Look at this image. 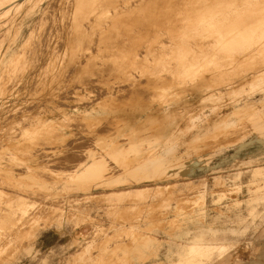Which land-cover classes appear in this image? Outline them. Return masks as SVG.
<instances>
[{
  "label": "rangeland",
  "instance_id": "1",
  "mask_svg": "<svg viewBox=\"0 0 264 264\" xmlns=\"http://www.w3.org/2000/svg\"><path fill=\"white\" fill-rule=\"evenodd\" d=\"M0 1L2 50L14 37L16 23L12 20L17 10L9 8L8 3H4L6 0ZM31 1L23 0L20 8L22 12ZM66 1L68 0H62L65 7ZM72 1L69 0V3ZM41 2L44 4V11L36 19L34 35H29L32 41L19 47L17 56L8 64L0 62V149L19 138L20 135L17 134L22 127L35 121L45 107L58 104L68 107L72 114L63 119L62 123L74 129L76 134L63 140H56V137L45 134L39 135L32 139L36 145L20 152L23 157L38 156L44 165L34 167L37 175L44 179H54L55 173H51V169L63 170L70 176L81 167L84 160L89 159V151L96 143V136L86 131V123L73 111L82 106L83 99L93 95V86L97 84V88H101L100 80L104 81L107 77L99 72L98 65L95 71H82L85 52L100 48V22H86L85 18L78 22L63 21L61 0ZM8 8L10 13L9 10L6 11ZM257 20L258 18L251 16L247 26L248 29L256 28L254 37L242 41L237 37L232 39L227 47L219 49L214 55L208 54L202 64L192 70L185 71L183 66L186 62L195 60L191 57L165 54L162 58L150 60L147 72L127 76L130 79L129 86L120 89L114 98L117 102L127 104L135 100L155 102L166 98L163 91L166 85L202 80H207L218 89L227 90L232 83L245 80L247 75L260 73L264 70V34H261L264 25L260 26ZM28 31L29 28L25 27L24 32ZM66 41L71 43L67 47L78 51L73 55L77 59L61 75L51 77L54 86L50 89L47 87L49 92L38 94V71L46 67L49 57L67 56L63 50L66 47L63 43ZM166 43L170 44L169 40ZM255 47L258 48L254 49ZM26 83L29 89L21 92ZM94 93L106 94L97 90ZM245 113L229 133L218 141L206 142L205 147L199 150H191L192 154L197 156L212 153L213 148L219 145L224 147L254 135L253 131L264 135V103L256 104ZM116 127L114 120H107L100 123L98 128L100 134L110 137ZM262 148V143H258L253 151L242 150L240 153L244 154L245 162L240 166L196 165L187 175L175 174L161 178L152 176L137 182L131 189L100 191L95 195L73 193L69 194L68 199L61 194L42 202L35 197L28 199L22 197L24 194L13 186L15 184L6 181L3 184L5 190L0 189L1 231L12 230L11 226L14 224L9 216L15 218L13 209L31 202L29 206L32 209L36 207V210L26 221L24 232L22 230L10 237L5 236L0 248V264L264 263V254L254 252L257 244H263L261 237L257 240L255 237L257 230H264V167L254 166L257 163L264 164ZM185 150L184 145L179 147L180 153ZM223 153L230 155L227 150ZM206 158L208 157H204ZM252 158H256L253 163L246 161ZM4 163L3 167L16 168L9 160ZM19 168L26 169L25 166ZM215 175H222L223 182L217 181ZM65 179L63 176L55 186L61 188ZM203 190L205 196L201 198ZM31 194L38 197V190ZM39 206L42 208H37ZM65 206L70 208L69 211ZM61 207L67 215L62 222L65 232L54 228L62 211ZM180 210L193 212L180 215ZM5 213H9V216ZM6 222L9 226L5 225ZM36 230L39 231L38 234L33 232ZM220 230H228L238 236L241 234L244 241H223L219 237ZM207 234L212 236L210 240L204 236ZM89 240L91 245L86 250ZM198 240L210 243L211 251L208 254H198L195 261L189 260L188 244ZM233 242L238 244L234 245ZM30 243L34 245V251L29 249L32 247ZM251 249L253 253H250ZM125 258L127 261H123Z\"/></svg>",
  "mask_w": 264,
  "mask_h": 264
},
{
  "label": "bare ground",
  "instance_id": "2",
  "mask_svg": "<svg viewBox=\"0 0 264 264\" xmlns=\"http://www.w3.org/2000/svg\"><path fill=\"white\" fill-rule=\"evenodd\" d=\"M4 3H8L7 6L17 10V13L12 20L16 23L14 37L0 50V62L3 65L17 56L19 47L32 41L29 38L34 35L36 19L44 11L41 0H32L23 12L20 9L23 0H6ZM65 4L67 7L61 0L63 21L78 22L85 18L86 22L94 23L98 20L101 24L100 48L86 51L81 65L83 72L95 71L98 65L99 72H103V77L107 78L100 80L101 88L95 84L93 95L83 99L82 106L73 111L86 123V131L96 136V143L89 151V159L84 160L81 167L70 176L58 169H51V173H55L54 179H44L37 175L34 167L44 165L38 156L29 158L20 155V152L36 145L32 139L45 134L63 140L76 134L74 129L62 123L63 119L72 114L68 107L61 104L45 107L35 121L22 127L17 134L19 138L0 149L1 190H5L4 182H11L24 194L22 197H35L39 202L52 200L60 194L67 199L73 193L95 195L100 191L131 189L137 182L152 176L161 178L175 174L187 175L196 165L240 166L245 162L244 154L240 153L242 150L253 151L258 143H262L264 150V135L253 131L254 135L224 147L219 145L213 148L212 153L194 156L191 152L205 147L206 142L218 141L238 124V119L246 115L245 111L258 103H264V70L252 76L247 75L243 81L232 83L227 90L218 89L207 80H202L166 85L163 88L166 98L155 102L135 100L127 104L117 102L114 98L120 89L129 86L130 79L127 76L147 72L152 59L162 58L165 54L191 57L195 60L183 64L184 70L189 71L201 65L208 54L214 55L219 49L227 47L232 39L237 37L242 41L254 37L256 28L248 29L247 26L251 16L258 18L256 22L260 26L264 25V0H73L71 3L68 0ZM9 8L6 11L10 13ZM25 27L29 28L28 33L24 32ZM261 34H264V29ZM167 40L170 44L166 43ZM69 44L68 41L63 43L66 46L63 49L67 55L65 58L49 57L46 67L38 71V94L49 92L47 87L50 89L54 86L51 77L61 75L68 66H73L77 59L73 55L78 51L67 47ZM209 44L212 45L208 47ZM28 89L26 83L20 91ZM95 90L106 94L96 95ZM107 120L117 123L110 137L100 134L98 128L100 123ZM181 145L186 148L183 153L179 152ZM225 150L230 155L224 154ZM5 160L15 164L16 168L3 167ZM255 160L252 158L246 161L253 163ZM22 166L26 169L19 168ZM254 166L264 167V164L257 163ZM115 167H118L117 170H113ZM63 176L66 177L63 186H55ZM222 177L215 175L217 181L223 182ZM36 190L38 197L31 194ZM204 196L203 190L201 198ZM29 203L13 209L15 218L5 213L14 225L11 226L12 230L9 229L10 232L0 230V248L5 236L10 237L26 230V221L36 210ZM65 209L69 211L70 208L65 206ZM61 210L54 228L65 232L62 222L67 215L62 207ZM192 212L180 210L179 214ZM7 222L5 225L9 224ZM33 232L39 233L38 230ZM89 241L86 250L90 248ZM30 245L32 247L29 249L34 251V245ZM188 245L187 258L192 261L196 260L198 254H208L212 247L210 243L199 240ZM123 261H127V258Z\"/></svg>",
  "mask_w": 264,
  "mask_h": 264
},
{
  "label": "crops",
  "instance_id": "3",
  "mask_svg": "<svg viewBox=\"0 0 264 264\" xmlns=\"http://www.w3.org/2000/svg\"><path fill=\"white\" fill-rule=\"evenodd\" d=\"M219 232H220L219 233V237L223 241H234V240L240 241V242L241 241H244L243 240L244 239V236H242L241 234H240L241 236L240 235L238 236L237 234H233V233H231L228 230H220ZM204 236L207 237V239H209V240H210V238H212V236L209 235V234L204 235ZM260 237H261V241H262L263 244L262 245L257 244L255 246V250L256 251H254V252L255 253H258V254H264V230L263 231L257 230V234H256V237H255L256 240L257 239H260ZM250 253H253V249L250 250ZM256 264H264V263L256 262Z\"/></svg>",
  "mask_w": 264,
  "mask_h": 264
}]
</instances>
